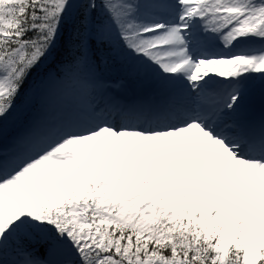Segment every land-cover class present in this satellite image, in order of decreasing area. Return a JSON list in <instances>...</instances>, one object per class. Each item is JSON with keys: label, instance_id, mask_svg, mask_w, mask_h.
<instances>
[{"label": "snow or ice", "instance_id": "1", "mask_svg": "<svg viewBox=\"0 0 264 264\" xmlns=\"http://www.w3.org/2000/svg\"><path fill=\"white\" fill-rule=\"evenodd\" d=\"M0 264H264V0H0Z\"/></svg>", "mask_w": 264, "mask_h": 264}, {"label": "bare ground", "instance_id": "2", "mask_svg": "<svg viewBox=\"0 0 264 264\" xmlns=\"http://www.w3.org/2000/svg\"><path fill=\"white\" fill-rule=\"evenodd\" d=\"M114 98L116 101H119L120 103L123 104H129L135 102L139 97L140 93L138 90L135 89H130L124 86L118 87V88H113L109 93H106L104 95V100L105 102H110L109 98ZM255 110L258 107V103H254ZM260 112V111H259ZM258 112V115H259ZM17 128V124L14 121H9L7 125V133L10 136L15 132Z\"/></svg>", "mask_w": 264, "mask_h": 264}, {"label": "rangeland", "instance_id": "3", "mask_svg": "<svg viewBox=\"0 0 264 264\" xmlns=\"http://www.w3.org/2000/svg\"><path fill=\"white\" fill-rule=\"evenodd\" d=\"M256 102L258 103L257 109L258 108H261L262 102H261V99H260L259 95H257L256 98H255V100H254V103H256Z\"/></svg>", "mask_w": 264, "mask_h": 264}]
</instances>
